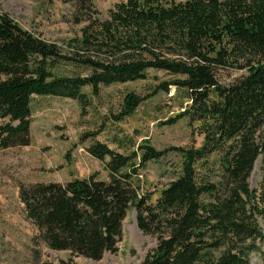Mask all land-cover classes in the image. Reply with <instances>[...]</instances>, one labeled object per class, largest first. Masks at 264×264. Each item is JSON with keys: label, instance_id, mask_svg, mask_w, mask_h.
<instances>
[{"label": "trees", "instance_id": "trees-1", "mask_svg": "<svg viewBox=\"0 0 264 264\" xmlns=\"http://www.w3.org/2000/svg\"><path fill=\"white\" fill-rule=\"evenodd\" d=\"M74 1L77 23L87 25L64 47L0 8V148L31 145L36 98L85 109L92 105L85 89L98 97L102 87L146 81L150 71L168 79L154 78L152 96L174 88L187 100L166 125L186 119L203 143L159 151L144 140L124 154L95 141L87 152L106 181L93 174L20 184L25 220L39 240L69 254L61 264L100 261L117 252L134 209L139 230L157 242L142 264H254L255 256L264 264V0H121L105 19L92 0ZM228 69L248 75L223 86L217 77ZM145 99L126 95L113 121L133 117ZM170 153L181 159L180 175L158 198L141 196V171ZM258 163L261 180L252 189Z\"/></svg>", "mask_w": 264, "mask_h": 264}, {"label": "rangeland", "instance_id": "rangeland-1", "mask_svg": "<svg viewBox=\"0 0 264 264\" xmlns=\"http://www.w3.org/2000/svg\"><path fill=\"white\" fill-rule=\"evenodd\" d=\"M105 19L121 0H92ZM76 1L69 0H0L2 11L11 15L25 30L43 40L64 47L80 38L86 21L77 23ZM71 72L73 69H68ZM78 70L77 72H79ZM246 70L228 69L218 74V81L229 86L244 76ZM166 76L149 72L146 81L102 87L98 97L91 89L84 92L92 105L83 109L77 101L63 98H36L32 105V143L28 147L0 148V264H61L69 254L53 252L38 238L36 228L25 220L24 206L19 199L20 184L66 183L97 174L106 181L108 174L101 162L87 148L95 141L112 150L129 154L144 140L159 151L173 147L199 148L203 138L195 135L186 119L166 125L186 108L187 100L171 89L170 94L152 96L158 82ZM134 93L145 99L136 114L123 122H114L126 95ZM4 122L0 119V125ZM97 134L96 138H88ZM215 159V158H212ZM181 159L170 153L160 163H149L140 173L141 196L158 198L160 191L178 177ZM261 180L260 164L251 176L252 189ZM155 238L144 235L137 226L136 211L130 210L123 223V235L117 252L106 254L100 261L75 257L74 264H142L156 248ZM264 253V246L262 248ZM259 257L253 258L259 264Z\"/></svg>", "mask_w": 264, "mask_h": 264}, {"label": "crops", "instance_id": "crops-1", "mask_svg": "<svg viewBox=\"0 0 264 264\" xmlns=\"http://www.w3.org/2000/svg\"><path fill=\"white\" fill-rule=\"evenodd\" d=\"M74 179H76V178H74ZM73 179H71L70 181H72Z\"/></svg>", "mask_w": 264, "mask_h": 264}]
</instances>
